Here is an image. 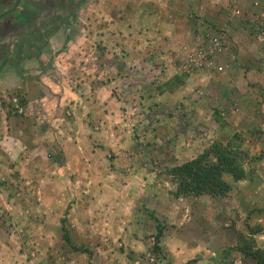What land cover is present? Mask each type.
<instances>
[{
  "label": "rangeland",
  "instance_id": "rangeland-1",
  "mask_svg": "<svg viewBox=\"0 0 264 264\" xmlns=\"http://www.w3.org/2000/svg\"><path fill=\"white\" fill-rule=\"evenodd\" d=\"M0 15V264H256L240 247L264 250V0H0ZM34 76L69 91L62 118L81 107V144L75 128L31 143ZM214 140L239 146L246 178L176 197L170 169Z\"/></svg>",
  "mask_w": 264,
  "mask_h": 264
},
{
  "label": "trees",
  "instance_id": "trees-1",
  "mask_svg": "<svg viewBox=\"0 0 264 264\" xmlns=\"http://www.w3.org/2000/svg\"><path fill=\"white\" fill-rule=\"evenodd\" d=\"M55 20L65 21L63 18H56ZM216 116L215 119L219 120V116ZM238 147L235 142L224 144L214 140L205 151L194 159L171 168L169 173L176 182L174 195L185 197L207 194L211 197H225L231 189V185L225 179L226 175H229L235 182L243 180L247 176L242 165V151ZM156 231L154 248L158 250L159 239L162 235V226L159 223ZM62 237L66 242H70L66 231ZM73 249L77 250L75 246ZM240 250L246 256L254 259L256 264H264L263 249L253 248L246 244L240 247Z\"/></svg>",
  "mask_w": 264,
  "mask_h": 264
},
{
  "label": "crops",
  "instance_id": "crops-1",
  "mask_svg": "<svg viewBox=\"0 0 264 264\" xmlns=\"http://www.w3.org/2000/svg\"><path fill=\"white\" fill-rule=\"evenodd\" d=\"M10 11H12V9ZM33 83L36 84V89L40 87V90L37 91V97L31 99L29 102L30 105L28 108H25V110L29 112L28 115H30L31 118H36L37 121H32L30 131L26 124L27 128H18L16 136L21 135V129H23L32 134L30 138L32 144L42 146L46 138H50L53 141L58 135L65 136L70 134L68 130L75 128L76 130H71L73 132V143L81 144V142L85 141L86 137L83 134L84 131H82L78 123V119L81 117L79 115L81 107L76 112L77 119L67 120L61 117L62 105L69 91L62 86L59 88L53 83L50 84L45 76H34ZM49 126L53 129L49 128ZM8 139V142L5 141V143L8 145L9 149H11V152L17 155V152L23 148V141L21 140V142L19 137L14 138L12 135L9 136ZM54 155L55 158L58 157L56 153H54Z\"/></svg>",
  "mask_w": 264,
  "mask_h": 264
},
{
  "label": "built area",
  "instance_id": "built-area-1",
  "mask_svg": "<svg viewBox=\"0 0 264 264\" xmlns=\"http://www.w3.org/2000/svg\"><path fill=\"white\" fill-rule=\"evenodd\" d=\"M219 41H218V39L217 38H215V44H214V48L213 49H210V46L209 47H203V46H201V48H199L197 51H198V56H199V58L201 59V58H205L206 59V61H207V56H208V54H212V53H214L215 51H218L219 49H220V46H219ZM205 64H206V62H204ZM202 63H200V62H195L194 64H193V67H199V65H201ZM12 103H13V108L17 111V112H21L22 111V108L20 107V105H19V103H18V101H17V99L16 98H14L13 100H12Z\"/></svg>",
  "mask_w": 264,
  "mask_h": 264
},
{
  "label": "flooded vegetation",
  "instance_id": "flooded-vegetation-1",
  "mask_svg": "<svg viewBox=\"0 0 264 264\" xmlns=\"http://www.w3.org/2000/svg\"><path fill=\"white\" fill-rule=\"evenodd\" d=\"M6 1V0H5ZM18 2V1H17ZM18 4V3H17Z\"/></svg>",
  "mask_w": 264,
  "mask_h": 264
}]
</instances>
